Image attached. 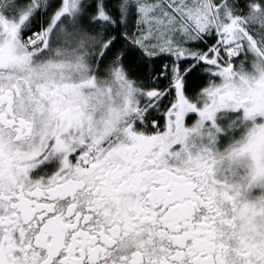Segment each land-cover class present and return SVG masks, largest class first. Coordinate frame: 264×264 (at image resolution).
<instances>
[{
    "label": "snow or ice",
    "instance_id": "obj_1",
    "mask_svg": "<svg viewBox=\"0 0 264 264\" xmlns=\"http://www.w3.org/2000/svg\"><path fill=\"white\" fill-rule=\"evenodd\" d=\"M0 264H264V0H0Z\"/></svg>",
    "mask_w": 264,
    "mask_h": 264
}]
</instances>
